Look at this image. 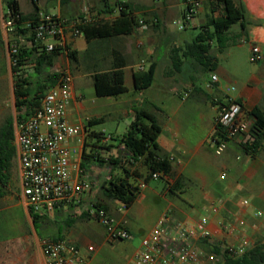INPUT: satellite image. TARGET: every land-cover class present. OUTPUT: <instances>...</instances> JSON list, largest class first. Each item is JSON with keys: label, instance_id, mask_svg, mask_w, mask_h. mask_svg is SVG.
Wrapping results in <instances>:
<instances>
[{"label": "crops", "instance_id": "1", "mask_svg": "<svg viewBox=\"0 0 264 264\" xmlns=\"http://www.w3.org/2000/svg\"><path fill=\"white\" fill-rule=\"evenodd\" d=\"M49 1H51V4L47 5L46 3H49ZM235 2L242 4L246 10L247 41L249 42L250 57L253 45L261 49L263 56L262 61L256 63V65H250L253 69L249 75L241 73L237 60L230 61L231 63L228 65H219L217 62L216 66L212 68V65L205 67L193 57L183 56L184 47L190 43L184 38L183 43L175 47L178 49L179 55L183 56L181 57V67L176 72L167 71L162 76L161 82L157 84L156 76L159 67L162 63L167 69L173 65L172 56L175 48L168 49L161 44L153 46L150 43L151 37L146 36L145 29L141 27L134 28L131 33L91 40H88L85 33L82 32L81 36L84 37V42L79 39L81 37L79 36L72 39L68 44L69 51L77 52V62L75 63L79 62L81 64L83 62L87 66L86 69L92 71L88 74L73 76L75 91L69 114L72 123L86 126L93 119L102 118L105 121L107 118L114 117L111 112H96L99 107L97 101H94L92 106L84 103L83 98L76 93L75 79L90 76L93 82L95 74L113 69V52L115 51V53L120 54L121 59L125 62L123 70L125 86L127 87V92L115 96V123H117V127H119V121L123 119H127L128 124H130L135 112L141 109L153 114L161 126L158 145L160 153L170 160V174L146 183L145 188L140 191L132 206L126 208L123 204L117 209L119 211L124 210V214L119 217L118 222L129 229L133 236L137 231L146 233L142 238L148 236L158 219L165 213H168L173 220L187 222H197L201 217L208 215L210 219L208 230L211 232V237L208 240L197 242V246L207 253L214 252L217 254L214 248L222 249L225 244L238 241L239 233L223 230L220 226L222 221L228 222L237 228L240 219H247L248 229L246 234L251 239L252 245L255 242L254 238L257 231H260L261 227L258 224L250 225L248 221H250V214L254 209L264 211V142L255 154H251L246 153L245 147L239 141L232 140L229 141L227 150L221 156L215 155L214 147L211 144L219 105L226 97L240 100L249 115L255 107L263 104L264 0H235ZM19 3L21 11L25 15H30L33 12L32 2L31 8L25 4L26 9L22 8L20 0ZM37 3L43 11L42 1L37 0ZM44 3L47 7L53 5L56 15L67 19L78 17L84 8V6L79 8L76 0H68L65 3H63V0H44ZM127 3L143 6L131 1ZM157 9L158 7H146L145 10L135 12L134 15L137 18L142 13L146 15ZM4 11L6 15L5 5ZM98 11L100 18L92 25L111 23L118 19L121 14L116 4L112 12L105 11L103 7L98 8ZM201 11L203 12V9ZM44 12L51 13L50 10ZM209 14L210 11L205 15L204 13L201 14L202 17L193 19L191 25L194 28L201 29ZM198 22L202 24L200 25ZM240 31L239 25L238 30L233 33L238 34ZM114 40L115 44H113ZM8 42L6 40L4 46V59L0 55V81L3 77L8 80L14 93L16 106L15 79L12 64L10 65L11 59L8 56ZM1 43L3 45V41ZM213 45L214 43L211 44L210 54L216 55L218 61L219 53H217L216 47L213 48ZM70 61L69 56L63 53L58 54L53 67L55 69L61 66L70 68ZM142 63L144 71L151 64L156 65L155 78L149 88L137 90L134 74ZM2 73L4 74L2 75ZM212 75L218 77V81L214 84L212 83ZM8 118L13 119L15 130L18 119L14 121L13 117L9 116ZM89 130L94 131L93 128ZM121 138L122 136L120 138L115 136L114 148L105 152L101 151L102 156H114L113 151L115 152V158L123 156L124 147L121 144ZM92 144L89 138H86V142L79 146L81 154H90ZM76 160L83 174L81 176L75 174V180L87 185L83 200L91 203L105 201L108 204L103 195V185L111 178V173L115 177H123L125 172L122 166L116 167L113 171L112 166H99L91 159L84 160L81 156L76 157ZM124 167L130 170L131 175H134L129 179L131 183L137 186L144 182L148 169L143 158H139L133 164L126 163ZM245 199L251 202L250 207L242 206L241 203ZM117 202L119 201H115V206H117ZM217 202H220V212L214 215L210 211V206ZM19 205L24 208V215L32 231L30 230L25 236L26 246L23 256L17 254L14 247L1 243L0 264H46L41 249L42 240L44 238L59 237L66 238L78 245L92 264H133L135 253L142 239L135 240V237H133L130 241H118L126 243L122 247L123 250L134 249L132 256L129 258L124 255V252H121L120 257L115 259L114 249L111 250L112 255L99 258L100 249L110 242L106 237L105 230L102 234L92 230L93 234L97 235L102 242L100 247L89 242L85 233L72 229L65 234L60 233L59 229H57L58 231L47 230L52 232L53 236L41 235L34 226L28 208L22 202ZM107 209L110 212L111 208L108 205ZM63 211H66V209L44 217L39 226L42 227L47 219L50 222L56 221L58 215ZM90 244L95 245L97 248L93 254L87 251V246ZM217 255L220 258L222 257L219 254Z\"/></svg>", "mask_w": 264, "mask_h": 264}, {"label": "built area", "instance_id": "2", "mask_svg": "<svg viewBox=\"0 0 264 264\" xmlns=\"http://www.w3.org/2000/svg\"><path fill=\"white\" fill-rule=\"evenodd\" d=\"M182 1L184 13L181 21L177 23L180 30H185L201 8L202 1ZM99 18V11H93L88 7H84L81 15L74 19L39 11L36 21L25 23L24 27L30 29V32L17 35L14 20L5 15L3 28L9 36L11 63H17L16 57L21 47L35 48L36 56L54 52L68 56V44L72 39L82 35L81 27L94 24ZM138 23L140 27L146 29L143 19L138 20ZM251 51L252 63L262 61L263 56L258 46L253 45ZM137 71H144L143 63L138 66ZM53 73L56 74L55 84L46 90L40 107L31 115L23 113L22 118L17 120L14 130L22 199L31 214L41 217L79 205L87 190V185L77 182L74 175L83 174L76 157H83L84 153L81 154L79 146L86 142L90 130L84 125L72 123L69 118L75 91L70 68L61 66ZM217 81V75H212V83ZM215 124L211 144L217 156L225 153L229 141L237 140L244 147H250L254 142L251 132L254 118L247 114L240 100L226 97L219 105ZM109 141H112V136L102 133L101 144ZM159 177V173L153 174L154 180ZM145 186V181L137 185L139 193ZM241 204L243 207L251 206L248 199L243 200ZM210 211L214 215L219 214L220 202L212 204ZM91 214L104 226L108 241L133 239L131 231L114 220L104 209L94 206ZM263 219L264 211L261 209H254L250 214V220ZM209 223L208 215L201 217L197 222H187L173 220L168 213L163 214L151 233L142 238L133 264L218 263L220 257L217 254L207 253L197 246L198 241L211 237ZM220 226L223 230L239 233L236 243H227L222 248L228 256L239 257L253 247L251 239L246 234L247 219H240L237 228L224 221ZM41 249L46 264H92L82 253L81 248L66 238H44ZM96 250L93 244L87 246L90 254Z\"/></svg>", "mask_w": 264, "mask_h": 264}, {"label": "trees", "instance_id": "3", "mask_svg": "<svg viewBox=\"0 0 264 264\" xmlns=\"http://www.w3.org/2000/svg\"><path fill=\"white\" fill-rule=\"evenodd\" d=\"M66 1L68 0H63V3ZM2 2L7 9L6 17L13 19L15 22L17 35L29 33L30 29L24 26L27 21H36L37 15L41 11L37 0H31L33 12L30 15H25L21 11L19 0H2ZM103 2L105 11L112 12L108 0H103ZM116 6L121 11L118 19L111 23L91 24L81 27L88 40L131 33L134 28L140 26L134 13L143 11L146 7L120 1L116 3ZM209 6L210 14L207 15L204 25L201 26L200 34L184 47L183 56L193 57L205 67L212 65V68H214L218 61L216 55L210 54L211 44H216L217 53L220 54L227 48L238 45L242 40H248V23L245 8L235 0H209ZM235 24H239L241 28L238 34L230 31ZM35 50V48L21 47L20 53L16 57L17 63H12L16 107L19 111L18 119L22 118L23 113L26 115L33 114L40 107L41 99L46 90L53 86L56 81V74L50 73L49 70L54 66L58 53L36 56L34 55ZM68 56L73 64L77 62L76 51H69ZM113 56V69L93 76V86L97 97H114L127 92L123 70L125 62L121 59L120 54L115 53V51ZM183 56L179 55L178 49L173 50L172 60L176 69L181 67V57ZM155 72V64H151L146 71H137L134 74L135 88L137 90L149 88L154 81ZM44 73L46 74L45 78L43 77ZM35 76L36 81H33ZM251 115L254 118L251 131L254 142L250 147H245V150L246 153L255 154L264 142V98L263 104L255 107L251 111ZM103 122L104 119L102 118L93 119L87 123L86 127L89 130ZM160 134L161 126L157 118L143 109L137 110L126 133L121 138V144L124 147L123 156L106 158L100 152L110 150L114 145H101L102 133L90 131L89 137L95 141L91 146L92 152L90 154L84 153V160L91 159L99 166H112L113 171L121 165L125 172L123 177H115L111 173V178L105 182L102 188L105 200L119 201L126 208L132 206L136 201L139 189L129 181L134 175H131L130 170L124 167L126 163L133 164L139 158H143L148 169V174L144 178L146 183L153 180V174L159 173V179L170 174V160L160 153L158 145ZM14 138V122L12 118H8L0 127V197L5 196L6 191L4 189L8 188L9 185L10 169L17 158ZM94 206L108 212L105 201H97ZM31 216L35 227H38L44 219L39 215L31 214ZM214 250L223 258L222 263L218 262L216 264H264V245L262 244L254 245L239 257L228 256L219 248H214Z\"/></svg>", "mask_w": 264, "mask_h": 264}, {"label": "rangeland", "instance_id": "4", "mask_svg": "<svg viewBox=\"0 0 264 264\" xmlns=\"http://www.w3.org/2000/svg\"><path fill=\"white\" fill-rule=\"evenodd\" d=\"M42 1V10L49 11V14H56V10L52 7H47V5L51 4L44 3ZM79 8L88 7L93 11H98V8L104 6L103 0H76ZM117 1L120 2H136L138 4L143 5L144 7H154L158 9L152 13L140 14L137 16V20L143 19L146 23V36L151 37L150 43L153 46L164 45L168 49H173L177 45L183 43L184 38L187 42H191L196 36H198L201 32L200 28H194L188 26L185 30H180L178 28V21H181L183 11H184V3L182 0H108V3L111 5L112 9H115V4ZM202 6L195 14L194 18L202 17L201 14L204 15L210 11L209 0H201ZM21 6L23 9H26L27 6L31 8V0H20ZM27 6H26V5ZM203 9V12L201 11ZM201 11V12H200ZM141 12V11H140ZM203 15V17H204ZM5 19V11L4 4L2 0H0V55L4 59L5 55V42L9 41V36L6 35L3 28V21ZM200 25L202 23L198 22ZM204 25V23H203ZM140 27V26H139ZM239 24H235L231 27L230 31L233 33L238 30ZM142 28V27H141ZM81 41L84 42V37H79ZM3 41V45L2 42ZM115 44V40L113 41ZM216 47L214 43L213 48ZM8 56L11 59L10 53L8 52ZM162 58V57H161ZM237 60L238 65L240 66V71L244 75H249L252 71V66L256 65V63H252L250 61V52H249V42L247 40H242L238 45L231 46L224 50L218 56V63L221 64H230L232 61ZM231 61V62H230ZM12 63L10 62V65ZM70 69L73 76H80L81 74H88L92 71H89L85 63H75L73 64L70 61ZM86 69V70H85ZM178 69L174 65L170 66L168 69L162 63L159 67L156 83H160L162 80V76L167 71L176 72ZM55 68L52 67L49 70L50 73H53ZM86 71V72H85ZM5 73V72H4ZM2 73V75L4 74ZM44 78L46 74L44 73ZM0 84V126L5 122L7 117L11 116L15 119H18L19 111L15 106L14 93L12 92V88L9 85L8 80L3 77ZM33 81H36V76L33 78ZM3 84V85H2ZM76 84V93L77 95L83 98L84 103L88 106H92L94 101H97V105L99 106L96 109L98 113L111 112L114 116L113 118H107L101 124L93 126V130L98 133H104L106 136H112L113 141H109L108 143H102L101 145L115 146V136L116 138H120L125 134L128 129V121L127 119H123L119 121V127H117V123H115V96L114 98H104L97 97L95 94L93 82L91 77H78L75 79ZM4 101V102H3ZM3 102V103H2ZM2 103V104H1ZM91 143H94L95 140L92 141L90 137H88ZM114 146L112 148H114ZM105 152V151H104ZM112 154L115 156V152ZM107 156V155H106ZM110 157V156H108ZM5 196L0 197V245L1 243H6V245H10L14 247L17 251V254H21L23 256L25 250V236L30 232L31 226L29 227V223L27 218L24 215V208L22 206H18L20 202L24 204L21 195V186H20V178H19V165L17 158L14 160L13 165L10 169V180L8 188L4 189ZM108 202V206L111 208L109 215L114 218V220L118 221L119 217L124 214V210H117L118 207H121L123 203L117 202L115 206L114 200H106ZM94 203L87 202L83 200L79 205L71 208H67L66 211L60 213L56 221L50 222L49 219L43 223L42 227H36L37 231L41 235L45 236H53L50 231H58L60 233L65 234L69 230H75L85 233L88 236L89 242L95 244L100 247L102 242L97 235L93 234V231H96L98 234H102L105 230L104 226L100 224L95 215L91 214V210L94 208ZM26 207V205L24 204ZM249 224H258L261 228L256 233V237L254 238L255 242L253 246L256 244L264 245V219L259 221H248ZM262 223V224H261ZM47 230H50L49 232ZM58 234V233H57ZM145 232L137 231L135 232L134 239L141 240L143 236H145ZM115 247H113V246ZM126 245L125 242H108L101 249L99 253V258H106L112 255L111 250H115V259L120 257L121 252H124L128 258L132 256L134 249H126L123 250L122 247ZM119 259V258H118ZM222 257L220 258V263H222ZM118 261V260H117Z\"/></svg>", "mask_w": 264, "mask_h": 264}]
</instances>
